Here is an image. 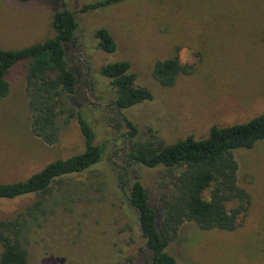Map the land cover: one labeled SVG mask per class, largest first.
<instances>
[{
	"label": "rangeland",
	"instance_id": "rangeland-1",
	"mask_svg": "<svg viewBox=\"0 0 264 264\" xmlns=\"http://www.w3.org/2000/svg\"><path fill=\"white\" fill-rule=\"evenodd\" d=\"M92 1L0 0L1 49L17 50L51 37L53 10L65 8L74 15L77 45L67 51V63L80 75L81 109L94 127L95 143L104 146L102 171L124 169L119 192L118 184L105 182L100 173L73 174L52 184L42 203L47 213L37 223L28 220L29 264H146L144 241L126 202L132 173L160 221L158 199L166 180L157 169L122 163L124 130L109 121L113 93L106 79L90 80L86 67L126 61L135 84L150 91L151 100L122 111L140 142L199 140L211 126L244 124L264 113V0H128L79 11ZM98 28L109 31L113 53L94 49L91 35ZM172 57L191 71L171 87H161L151 78L152 65ZM6 80L8 93L0 100V183L22 181L52 161L82 152L73 118L59 122L53 145L32 136L20 69ZM233 158L236 184L248 195L241 223L230 232L182 224L165 248L174 264H264V141L234 151ZM36 201L0 200V219L25 213ZM232 207L234 202L226 204Z\"/></svg>",
	"mask_w": 264,
	"mask_h": 264
},
{
	"label": "trees",
	"instance_id": "trees-1",
	"mask_svg": "<svg viewBox=\"0 0 264 264\" xmlns=\"http://www.w3.org/2000/svg\"><path fill=\"white\" fill-rule=\"evenodd\" d=\"M125 1L128 0H94L81 5L79 11L93 12ZM76 27L74 15L67 9L53 10L51 37L17 50L0 48V100L8 93L7 75L19 68L32 136L46 145H53L58 138L59 122L73 118L83 143L79 154L52 161L22 181L0 183V200L37 199L33 208L25 213L12 219H0V264H29L24 247V235L31 229L28 222L37 223L39 217L47 213L42 203L58 180L83 172L100 173L105 182H116L119 186L116 190L122 191L119 181L124 169L116 174L102 171L104 146L95 143L94 127L81 109L80 75L67 63V51L77 45ZM91 38L95 41L94 49L104 54L114 52L115 43L106 28L96 29ZM86 71L90 80L106 79L113 93L108 105L112 114L109 121L117 130H124L120 136L126 141L127 152L122 155V163L157 169L160 177L166 180L164 193L158 199L161 215L158 224L157 213L150 207L147 193L135 173H132L127 190L126 202L134 212L138 232L144 241L146 264L175 263L165 248L184 223H193L200 230H235L244 217L248 195L236 184L233 152L249 150L264 141V113L244 124L211 126L207 136L199 140L187 136L168 145L155 138L140 142L135 138L136 127L122 111L151 100V93L135 84L129 63L111 62L94 70L86 67ZM190 71L191 68L181 64L177 57L166 58L153 63L151 78L167 88L177 77L188 75ZM233 202L234 207L227 209L226 204Z\"/></svg>",
	"mask_w": 264,
	"mask_h": 264
}]
</instances>
